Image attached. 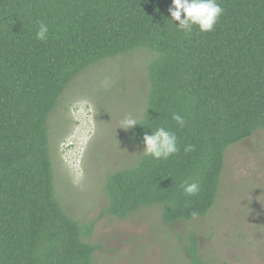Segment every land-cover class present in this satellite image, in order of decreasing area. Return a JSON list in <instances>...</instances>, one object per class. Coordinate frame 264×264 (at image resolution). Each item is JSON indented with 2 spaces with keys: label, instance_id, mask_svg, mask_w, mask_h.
<instances>
[{
  "label": "trees",
  "instance_id": "trees-1",
  "mask_svg": "<svg viewBox=\"0 0 264 264\" xmlns=\"http://www.w3.org/2000/svg\"><path fill=\"white\" fill-rule=\"evenodd\" d=\"M217 2L224 12L213 31L185 33L171 20L172 0H0V264H96L101 245L87 241L96 220L80 222L56 194L50 118L81 73L137 47L155 56L129 144L163 126L179 151L110 172L103 213L126 219L159 206L166 223L209 214L227 149L264 131V0ZM184 181L199 193L186 196ZM190 241L192 264H212Z\"/></svg>",
  "mask_w": 264,
  "mask_h": 264
},
{
  "label": "rangeland",
  "instance_id": "rangeland-1",
  "mask_svg": "<svg viewBox=\"0 0 264 264\" xmlns=\"http://www.w3.org/2000/svg\"><path fill=\"white\" fill-rule=\"evenodd\" d=\"M154 56L137 47L91 66L66 89L50 118L59 200L80 222L96 220L87 239L101 245L96 264H192L185 250L191 235L212 264H264L262 130L227 149L220 192L208 215L166 223L159 206L126 219L103 213L110 172L135 165L145 148L129 144L133 126L121 122L144 116Z\"/></svg>",
  "mask_w": 264,
  "mask_h": 264
},
{
  "label": "clouds",
  "instance_id": "clouds-1",
  "mask_svg": "<svg viewBox=\"0 0 264 264\" xmlns=\"http://www.w3.org/2000/svg\"><path fill=\"white\" fill-rule=\"evenodd\" d=\"M169 12L171 20L174 22L179 21L178 24L176 23V26L185 33H191L194 26H196L200 32H211L214 30L224 9L217 0H172ZM48 33V25L41 22L36 32V38L45 41L48 39ZM172 118L183 127L185 120L180 114L173 113ZM137 123L138 120L136 118L126 116L121 122V126L129 128ZM143 141L145 148L142 153L156 160H166L179 151L176 134L163 126L155 130L152 129L151 134L146 133L143 137ZM68 146L70 148L69 151L73 152L76 143L71 142ZM193 147L192 145H188L185 147V151H191ZM181 188L186 196H194L200 191V185L196 181H184L181 184ZM193 215H195V213H193Z\"/></svg>",
  "mask_w": 264,
  "mask_h": 264
}]
</instances>
